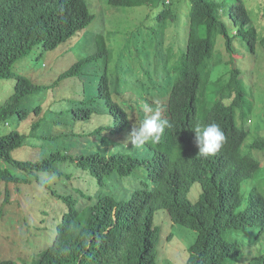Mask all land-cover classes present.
I'll use <instances>...</instances> for the list:
<instances>
[{"label":"trees","instance_id":"obj_1","mask_svg":"<svg viewBox=\"0 0 264 264\" xmlns=\"http://www.w3.org/2000/svg\"><path fill=\"white\" fill-rule=\"evenodd\" d=\"M135 1L105 0L117 15ZM139 1L157 10L152 24L144 27L146 33L135 32L139 25L123 27L121 32L130 39L119 51L111 45L121 34L116 29L93 34L92 53L76 56L55 80L38 84L31 76L15 73L16 63L35 47L39 57L62 45L72 51L76 46L70 44L77 37L82 40L94 15L86 0H0V216L15 193L31 202L24 221L28 227L37 223L31 225L38 231L34 242L42 231L48 233L45 240H51L34 264L237 263L244 252L227 238L223 224L232 212L241 213L246 202L248 222L255 231L252 245L264 248V196L257 189L247 195L242 191L243 183L260 168L256 153L264 151V138L247 140L249 101L239 82L240 71L233 69V85L222 97L215 86L221 76H214L217 68L210 62L219 39L229 57L235 39L244 42L254 57L258 52L264 55V35L253 25L243 0H188L187 27L177 36L167 33L168 25L176 30L179 22L172 0ZM98 35L106 39L101 49L94 43ZM168 68L173 81L160 91L162 80L169 79L166 73L171 75ZM207 69L204 99L209 110L200 122L194 105L200 97L202 71ZM70 78L80 82L75 88L78 96L53 95L55 86ZM130 91L174 99L172 117L193 131L218 124L226 138L222 148L214 156L197 158L196 142H189L180 163L168 159L152 179L151 189L134 186L126 178L135 170L130 160L114 153L106 161L91 144V139L101 143L102 132H113V125L104 126L105 118L116 112L112 97L120 105ZM36 93L45 96L31 103ZM29 119L30 128L21 130ZM11 120L15 129L6 133ZM78 141L84 146H76ZM24 150L32 154L18 159L16 153ZM196 183L200 194L191 201L188 194L193 196L190 189ZM118 186L122 188L117 190ZM160 210L167 211L170 227L177 225L180 231L165 235L160 231L154 219ZM258 212L262 221L256 218ZM178 232L184 235L178 238ZM257 253V257L250 253L248 257H254L245 264H264V250ZM0 264L16 263L2 259Z\"/></svg>","mask_w":264,"mask_h":264},{"label":"rangeland","instance_id":"obj_2","mask_svg":"<svg viewBox=\"0 0 264 264\" xmlns=\"http://www.w3.org/2000/svg\"><path fill=\"white\" fill-rule=\"evenodd\" d=\"M243 1L247 7L253 25L256 27L259 34L264 35V0ZM86 2L88 3L91 13L94 15V20L86 29L85 34L83 32L79 34L81 35L83 33L82 40L81 36L80 40L78 37H74L75 40L70 44V47L76 46L75 49L70 51L69 48L64 49L62 45L53 52L42 53L41 57H39L40 49L35 47L26 58H22L16 63L13 71L19 75L31 76V78L38 84L41 83L42 80L52 82L70 67V64L75 60L76 56L80 58L92 53L91 48L93 43L91 42V36H93V34L116 29L115 31H119L121 34H117L113 37L111 45H115L117 47L116 51H119L122 50L123 43L127 39H130L127 34L121 32V29L125 26L131 27L135 24V26H140V28L135 31L136 33H142L143 31L146 33L144 27L152 24V19L157 13V10L152 11L151 9L140 5L139 0L135 1L133 7L130 9H120L118 15L117 12L108 7L105 0H86ZM172 2L174 3V11L178 16L179 22L176 30L175 27L168 25L167 33L177 36L186 30L189 2L188 0H172ZM166 3L170 4V0H166ZM92 8H94L95 11ZM126 11L128 12L126 13ZM147 33L148 35L149 33L151 35L153 34V32L150 31ZM188 36L189 39L190 37L192 39L193 31H189ZM140 37L142 36L140 35ZM94 43L99 49H101L105 47L106 39H104L103 36L98 35L96 36ZM232 45L234 53L232 57H229L226 48L224 47V41L219 39L210 62L216 65L215 67L217 68L214 76H221L220 80L216 81L215 86L222 90V97L227 96V91H229L233 85V69L236 68L240 70L241 74L239 82L246 93L247 100L249 101L246 108L248 119L246 120L245 127L250 132L247 139L248 142H250L256 136L264 138V55L261 52H258L254 57L250 54L246 44L239 39H235ZM144 55L143 57L145 58ZM152 59L151 56L150 61ZM103 68L104 66L100 63L98 70L101 71ZM209 75L210 71L208 69L202 71L201 89L199 91V99L201 102L199 107H197L198 119L200 121L204 119L209 110L206 100H203L204 86ZM78 83L80 84L78 79L75 78L64 79L55 86L53 95L75 98L78 96V91L75 89ZM44 96V94L36 93L35 98L31 100V103L35 102L36 97L43 99ZM217 108L218 105L214 102L212 109L216 110ZM9 122L10 126L4 129V132L6 133L15 129L14 120ZM20 128L21 130H27L30 128V119L25 121ZM76 146H84V141L76 142ZM16 154L18 159H26L29 154H32V152L30 150H24ZM256 154L260 160V168L251 179L243 183L242 191L243 194L247 195L252 189H257L264 196V151L259 150ZM135 178L136 181L132 182V184L136 187L142 186V182L144 181L143 172L140 171L136 173ZM197 186L199 187L200 193V186L197 183L193 184L191 189L196 191ZM119 188L121 189L122 187L118 186L117 190H119ZM27 204H31V202L29 203L27 201L25 195L15 193L14 197L10 200V203L5 205L2 210V215L0 216V260L10 259L16 264H34L35 261L38 260L41 250L43 248L45 249L51 243V240H45L48 235L45 231L40 232L38 234L39 237H37L38 240L34 242L33 234L38 233V231L31 227V225L37 223H28L30 227L25 223L24 219L26 218L25 213L27 212ZM162 213L163 211L160 210L154 216L155 225L159 226L160 231L163 233L180 231V228H178L177 225L170 227L168 222L169 217L166 218ZM165 234L166 233H164V235ZM175 235L179 238L184 234L178 232ZM165 244L169 245L168 243ZM249 254L250 251L247 250L245 256H248Z\"/></svg>","mask_w":264,"mask_h":264},{"label":"clouds","instance_id":"obj_3","mask_svg":"<svg viewBox=\"0 0 264 264\" xmlns=\"http://www.w3.org/2000/svg\"><path fill=\"white\" fill-rule=\"evenodd\" d=\"M232 53H234V48ZM168 70L171 72L170 68ZM166 75L169 76V79L162 80L160 91H162V87L167 90L173 81V72H171V75L167 73ZM159 95L163 96L161 92H159ZM112 99L115 103L116 112L113 117L109 115L105 118L104 126L108 128L113 125V132H102L101 136H99L101 143H95L91 139V144L92 146L94 144V147L96 145V148L93 147L94 151L98 149V154L103 156L106 161L114 153H117L121 160H130L135 166V170L126 178L131 183L136 181L135 174L142 171L144 177L142 186H150L151 189L152 179H155L157 172L166 166L168 159H171L176 164L180 163L189 142L195 140L199 149H194L197 158L199 155L205 158L214 156L225 142L224 132L216 123L197 126L193 131L174 119L170 109L174 99L164 98V100L141 91L124 93L120 105L116 103L113 97ZM167 101L169 104L164 107L163 104ZM200 102L201 100L198 99L196 105H194L197 120H199L197 107H199ZM205 117L202 121H199L203 122ZM122 131L124 133H121ZM191 192L193 196L188 194V198L191 201H197L198 194H200L199 187L197 186L196 191L191 189ZM247 203H243L244 205H242L240 210L242 211L241 213L234 215L232 212L223 224L225 231L229 235L227 238L236 243L239 249L243 250V257L240 258V262H243V264H245V260L249 261L252 257H257V252L263 250L261 246L252 245L255 231L251 223L248 222ZM162 214L166 218L168 217L166 210H163ZM256 218L262 221L260 212L257 213ZM168 222L170 225V220ZM247 250L253 253L254 256L248 257L250 254L245 256ZM229 261L227 260L225 264L229 263ZM240 262L233 264H239Z\"/></svg>","mask_w":264,"mask_h":264}]
</instances>
